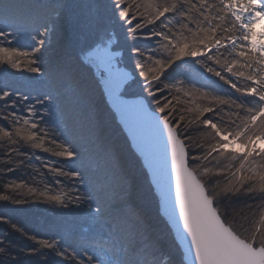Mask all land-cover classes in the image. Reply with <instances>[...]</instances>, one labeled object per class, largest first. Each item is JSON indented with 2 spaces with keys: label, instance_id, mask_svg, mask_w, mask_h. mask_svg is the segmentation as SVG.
Returning a JSON list of instances; mask_svg holds the SVG:
<instances>
[{
  "label": "snow or ice",
  "instance_id": "6c2138e0",
  "mask_svg": "<svg viewBox=\"0 0 264 264\" xmlns=\"http://www.w3.org/2000/svg\"><path fill=\"white\" fill-rule=\"evenodd\" d=\"M0 5L11 7L12 3L11 0L7 3L0 0ZM108 11L126 23L131 33L141 29L147 32L151 26L150 37L158 38V48L151 50L147 58L145 53L148 49H132L136 58L133 71L138 70V76L143 78L145 88L155 103L154 111H149L145 103L125 98L128 74L118 66L111 47L103 42L97 43L86 50L85 57L88 64L100 70L111 105L125 124L136 120L147 125L153 139L157 132L161 136L166 133L163 159L167 161L170 151L174 194L163 163L157 164V186L166 203L171 198L170 218L181 225L183 238L189 241L190 250L194 253V264H264V208H261L259 220L251 230L243 225L237 229L236 218L229 222L227 213L221 211V205L230 207L233 198H256L257 194L264 197V148L257 151L258 144L264 142V0H111ZM169 16L173 20L178 18L179 27H170L172 20ZM47 33L45 27L41 35L46 36ZM7 35L0 30V37L6 38ZM38 43L40 47L33 48L31 52L0 47V64L17 70L23 67L29 73L43 75L39 59L32 58L42 51L45 41L41 39ZM198 57L203 59H196ZM188 59L200 64L239 95L233 98V94L220 96L193 88L184 91L182 102L181 88L176 87L174 94L172 89L175 85L165 81L175 66ZM70 78L65 74V79ZM237 81L244 83L238 85ZM179 83L183 84L182 81ZM165 91L168 96L164 95ZM71 94L74 103L79 104L76 84H73ZM0 100H9L13 107L23 104V110L28 113L20 116L13 111L0 117L8 122V126L0 124V145L6 146L8 152L28 156V152H19L16 146L30 145L32 149H42L69 161L81 159V152L72 143H58L61 133L44 121L41 110L47 114L55 102L51 93L32 96L0 87ZM224 107L231 109L229 119L217 120ZM206 113L212 116H206ZM194 124L203 127L211 139L204 144H193L186 133ZM83 150L89 154L92 166L102 168L111 178V202L106 208L98 205L93 211L97 218L104 211L109 212L113 239L117 244L121 237L127 240L123 249L127 252L129 247L135 248L140 242L138 225L142 213L134 210L130 203L125 207L114 206L128 200L131 192L120 176L118 160L112 149L95 134H89ZM221 158L231 159L234 163L225 167L219 162ZM213 161L217 163L213 165ZM8 162H12L11 157H8ZM44 167L56 176L67 177L73 186L67 191L58 189L56 194H50L47 188L39 191L28 187L27 195L17 192L20 197L17 199L9 194H0V200L21 204L27 203V196H32L68 208L80 207L85 200L95 199L94 195L79 191L76 181L83 183L80 170L64 171L62 167H51L47 163ZM210 173L223 178L222 189L213 185L211 179H204ZM56 183L62 182L56 180ZM22 187L23 181L4 185L5 189L13 191ZM88 207L91 208V203ZM255 208L256 205H248L249 212ZM0 222L8 223L4 216H0ZM11 228L37 245L23 254L39 255L42 260H46L47 251H51L66 264H154L146 251L149 244L141 243L139 256L133 253L126 260L110 261L103 253L97 255L82 250L77 254L75 250L64 247L59 238L29 236L15 223ZM115 251L119 252L120 248L116 246ZM18 254L6 235L0 237V264H15Z\"/></svg>",
  "mask_w": 264,
  "mask_h": 264
},
{
  "label": "trees",
  "instance_id": "16d2710c",
  "mask_svg": "<svg viewBox=\"0 0 264 264\" xmlns=\"http://www.w3.org/2000/svg\"><path fill=\"white\" fill-rule=\"evenodd\" d=\"M41 1L18 0V4L15 5L11 0V7L0 5V30L8 34L6 38L0 37V47L31 52L33 48L40 47L39 40L50 37L48 42L44 43L42 51L32 57L39 59L44 74H33L23 67L17 70L6 64H0V87L32 96L51 93L55 97V102L50 106L47 114H43L41 110L44 121L61 133L58 143L63 141L72 143L81 152V159L69 161L42 149H32L30 145H17L19 152L29 153L28 156H22L16 152H8L6 146L0 145V194H9L18 199L20 197L17 196V192L27 195L28 187L37 188L39 191H45L47 188L50 189V194H56L58 189L67 191L68 187L73 186L67 177L56 176L55 173L49 172V169L44 167L47 163L51 167H62L64 171L80 170L83 183L76 181L79 191L86 195L92 194L95 199L85 200L80 207L68 208L49 203L45 198L36 199L32 196H27V203L21 204L13 203L11 200H0V216H4L8 221V223L0 222V237L6 235L7 241H10L18 251L15 264H66V262L51 251H47L46 260H42L39 255L23 254L37 245L27 236L12 230L13 223L22 227L29 236L35 235L43 239L59 238L64 247L75 250L77 254L86 250L90 254L103 253L110 261L116 259L123 261L133 253L137 256L141 255L139 250L143 243L150 245L146 251L149 252L154 264H186L169 224L160 213L159 200L147 171L141 159L132 150L117 117L107 103L102 90L105 84L100 70L88 64L85 57V52L90 46L100 42L107 44L113 53L117 54L121 62L120 67L132 75V83L131 81L128 83L124 95H142L155 109V103L145 88L143 78L138 76V70L133 71L136 58L132 49L134 47L148 49L145 53L147 58L151 50L158 48L156 43L158 38L150 37L151 26L147 32L141 29L135 34L131 33L126 23L108 11L111 0H45L44 3L51 1L47 7ZM37 5L40 10L36 8ZM48 7H54L53 13L49 14ZM56 12L59 14L56 15ZM169 20H172L170 27H179L178 18L173 20L169 16ZM49 22L53 24V28L46 36H42L44 28H49ZM217 70H219L218 66ZM65 74L71 78L65 79ZM180 81L183 82L182 85ZM165 82L175 85L172 89L174 94L176 87L181 88L179 95L182 102L185 99L184 91L193 88L204 89L220 96L233 94V98L239 95L218 77L208 73L200 64L194 63L192 59L175 66ZM237 83L242 85L244 82L237 81ZM73 84L79 89V104L74 103L72 98ZM94 95H97V100ZM164 95L168 96L169 93L165 91ZM29 102L32 101L25 103ZM23 108V104L18 103L13 107L9 100H0V117L13 111L20 116L28 115ZM230 111L231 109L224 107L216 119L228 120ZM205 115L212 116L209 113ZM0 124L8 126V122L2 118ZM89 134H95L100 141L112 149L118 160L120 176L126 182L125 187L131 192L128 200L117 202L114 206L125 207L130 203L134 206V210L142 213L138 225L140 242L135 248L129 247L127 252L123 250L127 240L121 237L117 244L113 239L112 217L109 212L106 210L97 218L93 211L98 205L106 208L111 202V178L102 168L93 167L89 154L83 150ZM186 134L192 138L193 144H204L211 139L206 135L203 127L195 124ZM260 148L264 147L257 146V151ZM8 157H11V163L8 162ZM19 161L23 163L20 164ZM219 162L225 167L234 163L226 158H221ZM215 163L217 162L213 161V165ZM204 179H211L212 184L218 189L223 187V178L215 177L214 173H210ZM56 180L62 183L57 184ZM21 181L24 182V187L21 189L13 191L4 188L6 183ZM89 203L91 208L88 207ZM248 205H256L255 210L249 212ZM261 208H264V197L258 194L256 198L245 196L233 198L230 207L221 205V211L227 213L229 222L235 217L237 229L243 225L248 230L258 222ZM145 237L147 239H144ZM116 246L120 248L119 252L115 251Z\"/></svg>",
  "mask_w": 264,
  "mask_h": 264
},
{
  "label": "water",
  "instance_id": "95a60500",
  "mask_svg": "<svg viewBox=\"0 0 264 264\" xmlns=\"http://www.w3.org/2000/svg\"><path fill=\"white\" fill-rule=\"evenodd\" d=\"M105 94L107 101L110 104V107L116 113L118 121L120 122L125 133L129 137V140L131 142L134 151L142 160V164L146 169V171L148 172L150 182L159 199L161 214L166 219L171 229H173L175 238L179 243V245L181 246V249L184 253V260L186 261V264H194V253L190 250L189 241L183 238L181 225L176 223L173 218H170L169 210L171 207V198H169L168 202L166 203L163 196L161 195L159 187L157 186V181H156L157 164L163 163L164 172L171 183L172 192L174 194V179L171 177V172H170V151L167 155V161L165 162L163 159L164 136H166V133L164 134V136H161L159 132H157L155 139H153L147 125L139 123L136 120H132L130 121L129 124H125V122L121 119L120 113L116 111L115 108L112 107L110 99L106 93V90H105ZM137 97H140L141 99L138 100ZM137 97L125 96V98L128 100L135 101L137 103H145L149 111H154L153 109H151L145 97L143 96H137ZM150 148L152 149L151 151H149Z\"/></svg>",
  "mask_w": 264,
  "mask_h": 264
},
{
  "label": "rangeland",
  "instance_id": "374dc122",
  "mask_svg": "<svg viewBox=\"0 0 264 264\" xmlns=\"http://www.w3.org/2000/svg\"><path fill=\"white\" fill-rule=\"evenodd\" d=\"M44 1L45 0H42L41 1V3H44ZM51 3V1H47V3H44L45 5H46V7L49 5ZM25 5H27V3H25ZM31 5H32V3H31ZM36 8H38L39 10H40V8H39V6L37 5V7ZM48 10H49V14H51V13H53V9H54V7H48L47 8ZM47 14V13H46ZM56 15H58L57 14V12H56ZM51 28H53V24H51V22H49V28H48V31H51ZM260 29H259V27L257 28V31H259ZM49 38L50 37H45V39H44V41L45 42H48V40H49ZM114 56H115V58H116V61H117V63H118V66L120 67V65H121V62H120V60H119V58H117V54L116 53H114ZM76 67H77V65H75ZM73 67V66H72ZM120 69L123 71V72H126L127 74H128V77H127V79H128V83L131 81V83H132V75H131V73H129L127 70H125V69H122L121 67H120ZM103 92H104V95H105V98H106V94H105V85L103 86ZM139 96H142V95H139ZM94 97H95V99L97 100V95L95 96L94 95ZM127 97H137V96H127ZM144 97V96H143ZM146 98V97H145ZM146 100H147V98H146ZM148 101V100H147ZM107 103H108V101H107ZM148 103H149V101H148ZM109 104V103H108ZM149 105H150V103H149ZM109 106H110V104H109ZM150 107H151V105H150ZM111 108V107H110ZM151 109H153L152 107H151ZM111 110L113 111V109L111 108ZM153 110H155V109H153ZM114 112V111H113ZM114 114H115V116L117 117V115H116V113L114 112ZM117 121H118V118H117ZM118 123L120 124V122L118 121ZM120 126L122 127V125L120 124ZM122 129H123V127H122ZM123 131H124V129H123ZM124 133H125V131H124ZM125 135H126V137H127V139L129 140V137L127 136V134L125 133ZM129 143H130V145H131V142H130V140H129ZM258 146H262V147H264V142H261V143H259L258 144ZM131 148H132V150L134 151V149H133V147H132V145H131ZM135 152V151H134ZM136 153V152H135ZM144 167V166H143ZM146 170V169H145ZM233 206V205H232ZM234 207V206H233ZM181 251H182V249H181ZM182 253H183V251H182ZM182 257L184 258V254H182Z\"/></svg>",
  "mask_w": 264,
  "mask_h": 264
},
{
  "label": "bare ground",
  "instance_id": "6f19581e",
  "mask_svg": "<svg viewBox=\"0 0 264 264\" xmlns=\"http://www.w3.org/2000/svg\"><path fill=\"white\" fill-rule=\"evenodd\" d=\"M12 2H13V4H18V0H12ZM106 100H107V98H106ZM149 176V175H148ZM154 189V188H153ZM161 213V212H160ZM172 230V233H173V236H174V239L176 240V238H175V235H174V232H173V229H171ZM176 242H177V240H176ZM177 244L179 245V243L177 242ZM179 247L181 248V246L179 245ZM182 254H184V253H182Z\"/></svg>",
  "mask_w": 264,
  "mask_h": 264
}]
</instances>
